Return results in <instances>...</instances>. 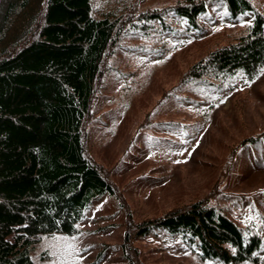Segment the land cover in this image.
I'll return each instance as SVG.
<instances>
[{"label": "trees", "instance_id": "trees-1", "mask_svg": "<svg viewBox=\"0 0 264 264\" xmlns=\"http://www.w3.org/2000/svg\"><path fill=\"white\" fill-rule=\"evenodd\" d=\"M92 3L0 0V264H36L32 250L42 237L74 235L89 206L118 196L109 180L118 171L106 172L89 158L84 136L116 49L158 61L217 26L246 25L233 42L192 64L160 105L188 104V88L219 91L239 76L253 81L264 71V10L253 0H181L115 17H96ZM240 148L257 169L264 167V131L244 138ZM217 195L134 224L122 245L126 262H138L129 254L133 237L153 233L176 238L203 262L263 264L264 214L242 221Z\"/></svg>", "mask_w": 264, "mask_h": 264}, {"label": "rangeland", "instance_id": "rangeland-1", "mask_svg": "<svg viewBox=\"0 0 264 264\" xmlns=\"http://www.w3.org/2000/svg\"><path fill=\"white\" fill-rule=\"evenodd\" d=\"M177 1L92 0V6L96 17H115ZM253 1L264 10V0ZM245 28L217 26L158 61L120 48L108 57L111 69L97 88L84 136L89 158L106 172L118 171L109 177L118 196L104 195L89 206L74 235L42 237L32 250L36 264H129L122 245L134 224L217 192L219 204L242 221L264 214V167L257 169L240 148L244 138L264 131V71L253 81L239 76L219 91L188 88L189 106L185 100L160 105L192 64ZM243 195L253 208L241 202ZM132 247L137 264H211L164 235L133 237Z\"/></svg>", "mask_w": 264, "mask_h": 264}, {"label": "bare ground", "instance_id": "bare-ground-1", "mask_svg": "<svg viewBox=\"0 0 264 264\" xmlns=\"http://www.w3.org/2000/svg\"><path fill=\"white\" fill-rule=\"evenodd\" d=\"M168 6V5H167ZM163 7V6H162ZM174 7V6H173ZM159 9V8H158ZM162 9H164V8H162ZM166 9V8H165ZM129 18V17H128ZM126 21H129V20H126ZM127 24V23H126ZM123 28V27H122ZM186 28V27H185ZM188 29V28H187ZM179 30V29H178ZM185 31V30H184ZM184 31H183V33H184ZM188 31V30H187ZM178 32V31H177ZM182 32V31H181ZM189 32H191V31H189ZM170 33V32H169ZM179 34V33H178ZM186 35V34H185ZM170 36V35H169ZM173 37H174V35H173ZM186 38V37H185ZM182 39V38H181ZM114 42V41H113ZM117 42V41H116ZM115 43V42H114ZM111 45H112V43H111ZM109 47V46H108ZM108 50V49H107ZM112 52V51H111ZM103 66H105V65H103Z\"/></svg>", "mask_w": 264, "mask_h": 264}]
</instances>
